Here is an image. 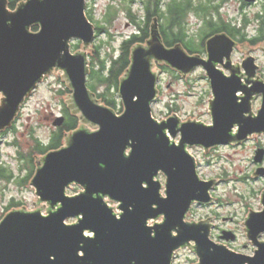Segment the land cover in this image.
<instances>
[{"label":"water","instance_id":"obj_1","mask_svg":"<svg viewBox=\"0 0 264 264\" xmlns=\"http://www.w3.org/2000/svg\"><path fill=\"white\" fill-rule=\"evenodd\" d=\"M81 8L82 0H46L45 4L32 0L15 16H8L0 10V90L5 91L8 97L6 107L0 109V133L12 127L7 124L17 103L40 73L47 71L55 62L57 68L52 75L60 72V63L73 81L75 89H67L70 92L66 97L67 109L80 124L77 130L65 136L70 137L81 130L87 119L102 125L99 134L88 136L83 132L77 133L69 150L47 152L44 155L45 158L48 156L46 165L38 173L35 167L29 185L35 192L39 191L43 199L51 200L53 205L57 201L62 202H58V207L49 206L50 211L61 209L48 218H41L39 213H15L16 209L7 212L0 220L4 221L0 224V264H131L133 260L136 264H168L171 249L188 239L196 240L202 264H243L247 258L235 252L230 253L222 246H215L208 241L206 227L186 226L181 222L190 199L197 197L206 200V188L217 185L214 179L207 180L208 184L198 182L194 175L192 159L195 158L188 152V148L203 146L183 143L187 141L205 146L226 143L229 139L228 129L237 121L243 125L240 137L246 132L264 130V108L258 119L243 120L242 112L248 110V102L245 99L239 105L236 103L234 93L241 86L237 83L235 74L228 81H223L222 74L212 67L217 62L214 57L220 52L219 49L225 55L230 50L225 43L226 38L222 42L225 36L218 35L209 39V60L206 62L197 56L188 55L181 44L167 48L163 44L158 22L152 19L149 38L145 43H136L135 51L130 49L129 64L134 62L133 69L130 78L122 85L127 112L123 117L115 118L110 111L95 107L88 100L85 89H89L86 79L84 82L83 59L75 56L80 53L84 43L93 45L95 28L87 16V22L84 20ZM8 19L12 20L11 27L5 24ZM36 20L43 22V31L36 36L27 34L24 26ZM34 27L37 30L33 33L38 34L40 26ZM70 36L84 40H75L80 46L74 53L70 46V42L74 40L68 42V52L64 43ZM61 50L65 51V54H61L63 58L60 57ZM149 55L166 59L159 66L165 65L176 72L177 68L187 72L193 67L203 66L211 78V88L213 87L212 91L217 97L213 103V128L189 123L181 129V124H177L175 118L167 125L158 127L150 120L147 100L153 94V78L147 70ZM241 90L250 98L251 92L264 91V85L257 83L251 90ZM134 95L139 97L135 103L132 101ZM121 105L123 112L125 108L122 102ZM262 106L264 98L261 99V105L260 101L258 103L259 109ZM112 110L115 112L113 108ZM62 122L63 118L58 117L56 127L61 126ZM176 124L177 137L183 138L179 148L168 147L162 134L159 139L156 138L162 127H168L172 130L173 140H176ZM129 138L134 141V151L129 159H124L122 151ZM183 147L192 159L184 153ZM262 157L264 150L259 148L255 151L253 161L260 165ZM99 162H103L106 167L101 169ZM157 168H163L169 175L167 200L158 197L159 185L151 181ZM256 173L264 174V166L257 167L252 177ZM73 179L88 185L86 195L69 197L64 192L63 196L64 186ZM141 180L148 181L147 190L140 187ZM33 183L38 189L33 187ZM75 185L80 187L79 184ZM104 193H110L124 202V215L120 221H116L110 210L99 200L104 197ZM259 200L260 204H264V200ZM153 203L159 205L157 210L151 208ZM129 204L135 205L134 211L127 210ZM81 212L84 219L79 222L80 217L74 215ZM158 212H164L167 220L164 225L156 226L157 235L153 239L149 237L151 230L144 227V221L149 216L155 217ZM66 217L76 221L64 226L62 220ZM75 224L78 225L74 226ZM247 224L251 229L252 243H264V240H255L256 234L264 231V213H253ZM177 225L180 226V233L178 238L173 239L169 235V229ZM83 228L95 231V239L84 238ZM202 229L204 235H201ZM222 235V239L226 241L235 239L230 233ZM81 242L84 244L81 250L85 252L82 260L76 256ZM210 248H215V251L210 252ZM260 249L249 264H264V245H260ZM50 255H55L56 260H49Z\"/></svg>","mask_w":264,"mask_h":264},{"label":"clouds","instance_id":"obj_2","mask_svg":"<svg viewBox=\"0 0 264 264\" xmlns=\"http://www.w3.org/2000/svg\"><path fill=\"white\" fill-rule=\"evenodd\" d=\"M37 2L39 4H45L46 0H37ZM30 3H32V0H0V10H2L8 16H15L21 9L26 8ZM170 7H172V0H158V2L157 0H111L109 4H105L103 6L102 11L105 16L111 15L113 17L112 25L109 26L106 23L105 27L108 28V32L112 35L113 41H119L121 38H123L124 40H128L132 35H135L137 37L141 36V31H139L138 29H140L143 24V17L138 15L139 11H147L152 19H154L158 23L163 24L170 16ZM183 7L185 9L183 19L181 20L180 24L173 25V30L177 32L182 30L186 39L193 38L197 33L205 30L209 21H211L212 23H219L220 20H223L225 23L231 24L236 29H238L240 37H243V43L247 44L248 41L260 36V30L262 26H264V0H251V2L248 3L247 7L244 6L243 0H227V2H222V0H204V3L202 5H189L187 3V0H185V4L183 5ZM96 8L97 5L92 3V0H82L81 15L86 22V13L92 11L93 14H95ZM201 8L206 9L207 11H202ZM255 12L261 13L260 18L257 19L254 24L242 26L241 21L243 20V18ZM118 23L120 26L116 27ZM5 24L8 27H11L12 20H5ZM124 24L128 25V28L126 30L123 29ZM36 25L40 26V31L38 34H34L32 31L33 27ZM24 27L27 34L36 36L43 31L44 25L42 21L36 20L29 24H26ZM70 40L83 39L76 36H70L64 42L67 52L68 42ZM93 47L94 46L91 43H84L80 49V53L75 56H80L83 59L84 82L92 71H96L99 72V74L106 80L114 79L116 87L112 89L114 95H112L110 99L105 91V87L103 86L95 87L92 91L85 89L88 94V100L93 106L110 111L115 118H121L127 112V105L122 95V85L130 78L134 62L123 66L113 78L110 71V62L106 61V67L104 68V70H101L99 62L93 61ZM129 47L133 51H135L136 49L135 43L131 44ZM251 47L255 48V51L250 52L248 55L264 57V40H258V43L256 45H252ZM180 50L183 52L182 49ZM62 53L65 54V51L61 50L60 57ZM116 56L118 57L119 53H116ZM230 56L231 47L227 55L222 56L217 61L214 68L216 71L221 73L224 78L231 79L233 77V74H235L236 78L239 80L241 88H238L234 93L236 103L239 105L245 99H247L248 102V110L242 112L243 120L258 119L264 106H262L259 110H254L252 105L257 97L264 98V91L251 92V97L248 98L246 96V93L241 89L248 88L249 90H251L253 88V85L257 83L264 85V64L258 65L255 69H253L252 74L249 75L244 63V61L247 60V56H242L236 63H232L230 60L226 59ZM165 60L166 59L158 58L155 55H149L147 57V70L149 75L153 78V94L151 98L147 100L150 120L153 121L158 127L161 125H167L171 119L175 118L178 121L177 124H181V129L184 125L189 123L201 125L209 129L213 128L215 125L213 103L217 99L214 91H212V93L210 94L207 103L208 118L203 122L196 118H189L187 121H184L181 113L170 110V106L172 104H179L188 100H196L202 93L200 88L196 85L195 81L191 79L194 67L187 72L176 67L179 78L183 83H181L180 85L173 83L172 88L174 89V91L170 93L167 88H162L161 77L164 76V73L160 71L158 66L163 64ZM56 68L57 62L53 63L47 71L40 73L39 77L35 81H33V85L27 90V92L17 103L15 112L12 115L11 120L7 124L8 126L15 125L16 127H19L16 122L18 119H20L21 114L27 116L32 113V105L35 103L36 92L42 86L50 85L53 70ZM59 69L60 72L58 83L62 86V89H75L73 81L67 69L61 67L60 63ZM246 77H254V81L246 85ZM206 78L211 81L208 72L206 74ZM242 93L244 95H242ZM177 94H179V98H177ZM138 99L139 97L134 95L132 97L133 103L137 102ZM7 102L8 97L5 91L0 90V109L5 108ZM119 102H122L124 105L125 110L123 112H114L112 110V107H108L109 104L114 106ZM54 104H59L62 108H66L68 106L66 102V95L61 94L58 91L54 100ZM59 116L60 111L55 110L54 114L49 115L43 120L37 121L35 118H33L31 121H22L23 123L30 125L31 133L36 136L37 140L40 143V147L44 151H31L32 149H35V143H33L29 149H25L22 145L19 144H13L14 140L19 141V136L16 133L9 132L7 135H0V143H3L5 145L6 152L10 151L9 161L3 163V167L7 173H16L18 168L23 166V161L18 157L19 152H23L24 156L27 157L29 155V152L31 151L32 163L36 165L37 173L40 170L44 169L46 165V158L48 157H44V152L47 150V146H49L50 140H52V138L56 136V125ZM177 124L175 130L176 134L174 137H177L178 135ZM242 126V122L240 121L232 123L227 132L229 139L226 143H216L208 146L199 143H189L187 141L183 143V145H202L203 147L200 148L201 153L208 154L204 159H201L200 156H197L196 160H193L192 157L185 152L184 147L183 151L193 161L194 175L197 178L198 182L208 184L206 182L208 178L207 173L212 170L225 168L230 173L229 177L227 178L229 188H231L233 185L243 186L241 195L244 196V201L242 202L240 198L235 195L229 198L224 194V190L222 188L217 189L215 186L210 185L206 188V200H201L197 197H193L190 199L188 206L181 217V222L186 226L203 225L207 228V240L215 246H222L230 253H234V250L232 248L225 247L222 244L217 243L212 238L213 228H216L217 230H223L224 234L230 233L234 238L239 235L237 243L242 245L243 242L247 240L249 242V246L247 248L238 247L235 250V254L247 258L244 260L243 264H249V261L254 260L257 254L260 252V245H264V243H252L253 239L250 238L251 229L247 224L253 213H264V204H261L258 211H254L253 206L256 204V199H250V197L252 196V188L254 183L256 181H259L261 184H264V179H261L264 178V174L258 175L256 173L255 177H247V169L251 167L252 164V153L257 147L264 148V130H253L250 132H246L243 137H240L239 134L241 132ZM41 128L48 129V139L40 138L39 131ZM24 130V128H20V131ZM101 131L102 125L99 122L87 119L84 127L70 137L64 136L63 133L59 135V144L62 145V147H58L55 141L52 142L51 146L57 149L55 153H59L62 150L66 151L72 147L73 138L77 133L83 132L88 136H92L95 134H99ZM161 134L166 138L168 147H180L183 138L173 140L172 130H170L168 127H162L161 132L157 133L156 138L159 139ZM133 144L134 141L129 138L122 151V156L124 159H129L132 156V153L134 151ZM217 155L219 156V158H217ZM261 159H264V157H262ZM99 167L101 169H104L106 165L103 162H99ZM233 169H237V171L235 172L236 177H245V179H232L231 173ZM173 171H175V168H173ZM151 181L154 184L159 185V187L157 188L158 197L162 200H167L169 183L168 173H166L163 168H157L155 170V173L151 176ZM72 184L80 185V191L75 194V197L87 194L88 185L85 183H80L77 180L73 179L64 186L63 196L64 192ZM33 187L35 189H38L37 186L34 185V183ZM140 187L147 190L149 188L148 181L141 180ZM32 190L33 189L31 187L20 185L15 182L9 183L7 180L4 181V185L2 187L3 196L6 199L14 198L26 191L32 192ZM237 191H241V189L238 187ZM256 196L259 199L264 200V191L256 193ZM33 200L34 203L31 209L18 207L14 212L25 214L39 213V216L41 218H48L51 214L57 213L61 209L59 208V210L55 212L50 211L49 206L58 207V202H62L57 201L53 205L51 200L43 199L39 194V191L34 193ZM99 200L104 206L107 207V209L110 210L111 216H113L116 221L121 220L124 215V210L122 208V204L124 202L122 200L114 198L110 193H104V197ZM221 201L225 202L221 203ZM245 203H247V213L243 215V219L240 218L239 213L232 216L230 219L226 218L230 215V213L227 212L226 209H243L245 207ZM158 207L159 205H157L156 203L151 204V208L153 210H157ZM204 207L210 208L212 209V211L207 214L201 213L200 216L190 215L192 209H199ZM127 210L129 212L134 211L135 205L129 204L127 206ZM217 213H219V216L217 215ZM74 216L80 217L79 222L84 219V214L82 212L77 213ZM68 217L62 220V224L64 226L73 224L72 221L67 219ZM155 217L158 218L154 219ZM155 217L149 216L144 221V227L151 230L149 232V237L153 239L157 235L156 226L164 225L167 220V216L164 212H158ZM3 222H0V224H3ZM76 225L78 224H75L74 226ZM179 233V225L169 229V235L173 239L178 238ZM201 235H204L203 229L201 230ZM82 236L88 239H95L96 232L90 228H83ZM262 238H264V231L258 232L255 236L256 241H260ZM97 246L99 247V245ZM83 247L84 244L83 242H81L80 247L76 251L77 258L81 260L85 257V252L81 250ZM197 249L198 245L196 240L194 239H188L185 242L178 244L171 249L168 257V264H202V259ZM209 251H215V248H210ZM49 260L55 261L56 256L50 255ZM131 264H136V261H131Z\"/></svg>","mask_w":264,"mask_h":264},{"label":"rangeland","instance_id":"obj_3","mask_svg":"<svg viewBox=\"0 0 264 264\" xmlns=\"http://www.w3.org/2000/svg\"><path fill=\"white\" fill-rule=\"evenodd\" d=\"M110 2H111V0H96L94 2V4L97 5V8L95 9V14H93L92 11H89V13L92 15V18H93L92 23L101 20V17L103 15V11H102L103 6L105 4H109ZM142 12L143 11H139L138 15L142 16ZM119 26L120 25L118 23L116 25V27H119ZM127 28H128V25L124 24L123 29L126 30ZM123 40L124 39L121 38L119 41H113L112 35L110 33H109V36H107L106 34H102V35H100L94 39L93 46L100 44L101 45V47H100L101 52L100 53L102 55H104V54H115L116 55V53L119 52L118 51L119 45ZM74 43L78 44V47L80 46L79 42H74ZM94 48L95 47H93V49ZM71 51H74V48L71 47ZM94 54H95V52L93 51L92 56H94ZM260 61L264 62V59L260 58ZM158 67L161 70V72L164 73V76L161 77L162 88H167L169 93L174 91V89L172 88L173 83H175L177 85H180L181 83H183L178 78V76H176V74L174 73L175 71H168L167 70L168 67H166L165 65H162V67H164V68H160V66H158ZM58 78H59L58 74L53 75L51 82H50V85L42 86L36 92L35 103L32 105V113L27 115V116H24L23 114H21L20 119H18L16 122L19 125V127L12 125L10 130L5 132L4 135H7L9 132H13V133L18 134L19 141L14 140L13 143L22 145L25 149H29L33 143L31 140L32 137L36 138V136L31 133L30 125H27V124L23 123L22 121H31L33 118H35L37 121H40V120L45 119L49 115L54 114L55 110H59L61 112V105L54 104V100L56 98L57 92L62 90V86L58 83ZM191 79L195 81L196 85L200 88L202 94L196 100H188V101L183 102V103L172 104L170 106V110L181 113L184 121H187L189 118H196V119L201 120V122H203L204 120H206L208 118V112H207V99L209 98L208 88H207L206 84L204 83V81L202 79H200V74L198 72L194 73L192 75ZM86 80H87V78H86ZM177 98H179V94H177ZM259 100H260V97L257 98L253 102L252 107L254 110H258ZM119 108L122 111L121 102H119ZM114 110H115V112H117V109H114ZM12 128H14V129H12ZM20 128H24L25 130L20 131ZM39 136L41 139H48V137H49L48 129L47 128H41L39 131ZM178 138H179V136L176 139H178ZM200 148L201 147L188 148V152L195 158V160H196L197 156H200L201 159H204L205 156L208 155L207 153L202 154L200 151ZM258 148L259 147H257L256 149H258ZM256 149H255V151H256ZM263 150H264V148H263ZM255 151L251 155V160H252L251 167H249L247 169V177L248 178H252L253 172L255 171V169L257 167L264 166V159L260 165L256 164L253 161ZM9 158H10V151L6 152L5 151V145L3 143H0V163H1V165L3 166L4 162L9 161ZM217 158H219L218 155H217ZM236 171H237V169H233V171L231 173L232 179H241V180L245 179V177H236L235 176ZM17 173L18 172H16V174ZM229 175H230V173L228 172L227 169L220 168V169L212 170L209 173H207V176H208L207 180L208 179L216 180L217 185L215 187L217 189L222 188L224 190V194L226 196H228L229 198H231L234 195L238 196L240 198V200L243 202L244 196L241 195V192L243 191V186L233 185L231 188H229L228 182H227V178L229 177ZM261 179H264V178H261ZM3 185H4V182L0 181V192H1L0 193V214L2 213V209L6 206L7 201H9L11 199V198H7V199L4 198L3 193H2ZM26 186L31 187L29 184H27ZM238 187L241 189V191H237ZM262 190H264V184H261L259 181H256L253 185V188H252V196L250 197V199L251 198L256 199V204L253 206L254 211H258L260 206H261L260 200L256 196V193L261 192ZM33 195H34V189L32 190V192L26 191L22 194L17 195L14 198H16L19 201H23L24 205H26L28 208H32V202L34 201ZM224 202L225 201H221V203H224ZM229 202H230V200H229ZM211 211H212V209L207 208V207L199 208V209L194 208L191 210L190 215L200 216L201 213L207 214ZM226 211L230 213L229 217H226V218L230 219L232 216L239 213L240 218L243 219V215H245L247 213V203H245V207L243 209L228 208V209H226ZM217 215L219 216V213H217ZM70 221L74 222L73 219H70ZM219 235H221V230H217L216 228H213L212 238L216 242H218V240H219L218 239ZM238 239H239V235H237L233 241L223 242V244H225L229 248H232L234 251L238 247L247 248L249 246V242L247 240H245L242 245L238 244L237 243ZM261 240H264V238H262Z\"/></svg>","mask_w":264,"mask_h":264},{"label":"flooded vegetation","instance_id":"obj_4","mask_svg":"<svg viewBox=\"0 0 264 264\" xmlns=\"http://www.w3.org/2000/svg\"><path fill=\"white\" fill-rule=\"evenodd\" d=\"M175 1L181 2V3H185V0H175ZM187 2H191L193 5H202L204 3V0H187ZM222 2H227V0H222ZM243 3H244V6L247 7V5H248L249 2L243 0ZM260 15H261L260 12H255V13L249 15V16H245L243 18V20L241 21V25L242 26H245V25H248V24H254L255 21L260 18ZM151 20H152V18L150 19V21L148 23L146 36H145L144 40L142 41V43H145V41L149 38V25L151 23ZM161 25H163V30H164L165 34H163V32H162ZM158 28H159V32H160V35H161L163 44L165 45L164 39L166 38V35H168L167 29L169 28V26H168V24L165 25L164 23L163 24L158 23ZM138 30L140 31V29H138ZM170 31H173L174 32L173 28H171ZM179 33H180V37H181V40L182 41L173 42L171 45H165L167 48L173 47L176 44H181L182 47H183V49L186 51V53L188 55H190V56H197L201 60L207 62L209 60L208 50H207V42L209 41V39H211V38H213L215 36L220 35V36H225V37L222 38V42H225V38H226V42L225 43L229 45L227 48L231 47V56L229 58H226V59L230 60L232 63H236V62H238V60L242 56H247V60L244 61V63H245L246 69L248 70V74L249 75L252 74L253 69H255L258 65L264 64V62H261L260 61V58L264 59V57L248 55L250 52H254L255 51V48L251 47L252 45H256L258 43V40H264V26H262V28L260 30V36L259 37H256V38H253L252 40L248 41L247 44H244L243 43V37H240L239 30L236 29L233 25L228 24V23H225L223 20H220L219 23H212L211 21H209L207 23V27H206L205 30H202L201 32L197 33L193 38H190V39H186L185 38L182 30L179 31ZM141 35H143V32H141ZM74 42H78V41H75L74 40V41H71L70 42V46L72 48L75 45H78V44H75ZM226 44H225V46H226ZM78 50L79 49H74V51H71V52L74 53V52H76ZM218 51H220V52L218 54H216L215 57H214V59L217 60V61L222 56H225L224 53H221L223 51L222 49H219ZM216 63L213 64V66H212L213 68L215 67ZM167 70L168 71H174V70H172L170 68H168ZM196 72H198L200 74V79H202L204 81V83L206 84V86L208 88L209 96H210V94L212 93V88H211L210 80L206 78V71H205V69L203 68V66H198V67H196L193 70L192 75L194 73H196ZM174 73L179 78L178 73L176 71ZM57 74L59 75V72ZM192 75H191V77H192ZM52 77H53V75H52ZM222 79H223V81H228L229 80V79L224 78V77ZM236 81H237V83L240 86L239 80L237 78H236ZM253 81H254V77H246L245 83L247 85L248 83H251ZM69 93L70 92H68V93L65 94L66 97H67V95ZM242 95H244V94L242 93ZM257 98H259V97H257ZM261 99L262 98L260 97V100H259L260 101V105H261ZM208 100H209V98L207 99V103H208ZM65 110L68 111L67 107L66 108H62L61 107V112H60V116L59 117H62L63 118V122H62L61 126L56 127V130L66 124L67 116H66ZM72 117L76 118L75 116H72ZM79 127H80V124H79V121L77 119V125H76V127L74 129H72V130L64 131L63 132L64 136L67 133H70V132H73V131L77 130ZM8 130H10V129H8ZM8 130H6V131H8ZM6 131L1 132L0 135H4ZM60 147H62V145ZM54 150H57V149H54ZM50 151H53V150H50ZM0 166L3 167L1 165V163H0ZM35 167H36V165L34 164V171H35ZM14 174H16V173H14ZM18 178H20V177H16V176L13 177L9 181V183H13V182L17 183V181L20 182V179L21 178L19 180H18ZM208 180H210V179H208ZM0 181L1 182H4V180H0ZM29 182H28V184H29ZM79 191H80V187L78 185H75L74 184V185H71L69 188H67V190L65 191V195H67L69 197H73ZM2 193H3V191H2ZM34 193H35V191H34ZM33 203H34V201L32 202V207H33ZM7 207H9L8 210H6ZM18 207H25L26 209H31V208H28L26 205H24V202L23 201H19L16 198H11L9 201H7L6 206L2 209V213L0 214L1 219L3 218V216L7 212L11 211L12 209H16ZM207 218H210V217H207ZM68 220H70V219H68ZM73 221L75 222L76 219H73ZM222 234H223V230H221V235L218 236V239L219 240H218L217 243L222 244V245H225V244H223V242H229V241H226L225 239H222V236H223ZM260 241H263V240H260Z\"/></svg>","mask_w":264,"mask_h":264},{"label":"trees","instance_id":"obj_5","mask_svg":"<svg viewBox=\"0 0 264 264\" xmlns=\"http://www.w3.org/2000/svg\"><path fill=\"white\" fill-rule=\"evenodd\" d=\"M96 0H92V3H94ZM158 2V0H157ZM189 5H193L191 2H187ZM185 3L177 2L175 0H172V7L169 8L170 16L169 18L164 22V24H168L169 28L167 29L168 35H166V38L164 39L165 45H171L173 42H179L182 41L180 37V33L177 31H170L171 28H173V25H178L180 24L181 20L183 19L184 15V5ZM202 11H207L206 9L201 8ZM86 16L88 20L92 23L93 18L92 15L88 12L86 13ZM142 17H143V24L140 28V31L143 32V35L140 37H137L135 35H132L130 39L128 40H123L120 45H119V56L117 57L115 54H104L102 55L100 52V47L101 45H96L94 46V56H92L94 62H99L101 66V70H104L106 67V61L110 62L111 64V75L114 78L116 74L121 70L123 66H126L130 62V45L133 43H142L146 36L147 32V27L148 23L151 19L150 14L147 11L142 12ZM112 19L113 17L111 15L105 16L104 14L101 17L100 21L94 22V28H95V38L102 34H106L109 36L108 28L105 27V24L107 23L109 26L112 25ZM165 27V26H164ZM161 29L163 34H165L163 30V25H161ZM37 28L33 27L32 31H36ZM74 49H78V45H75L73 47ZM160 68H164L160 66ZM86 85L87 88L92 91L94 90L95 87L103 86L105 87V91L108 94L109 99L111 98L112 95H114V92L112 89L116 87L114 79H104L99 72L92 71L89 76L87 77L86 80ZM61 94H66L69 91L68 90H60L59 91ZM108 107H112L113 109H117V112H121V109L119 108V103L115 104L114 106L109 104ZM66 116H67V121L66 124L60 128L57 129L56 131V136L50 140L49 146H47V150L44 152V154L50 150L56 149L55 147H52V142L55 141L57 143V146L60 147L61 145L59 144V135L63 133L64 131H69L72 130L76 127L77 125V119L72 117L70 113L65 110ZM14 129V128H12ZM32 142L35 143L36 147L35 149H32L31 151H44L40 147V143L37 140V138L32 137ZM32 143V144H33ZM15 144V143H13ZM31 151L29 152V155L27 157L24 156V153L19 152L18 157L23 161V166L18 168V173H7L4 169V167L0 166V180H7L8 182L13 178V177H20V182L17 181L18 184L20 185H27L28 182L30 181L33 173H34V163H32V157H31ZM9 207L6 208L8 210ZM1 219V217H0Z\"/></svg>","mask_w":264,"mask_h":264}]
</instances>
